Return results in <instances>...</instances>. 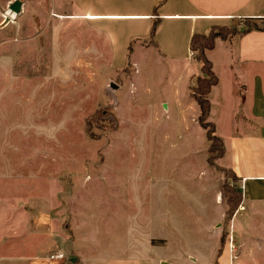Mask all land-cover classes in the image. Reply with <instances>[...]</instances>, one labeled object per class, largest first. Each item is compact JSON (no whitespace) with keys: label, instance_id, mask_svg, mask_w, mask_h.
<instances>
[{"label":"rangeland","instance_id":"obj_1","mask_svg":"<svg viewBox=\"0 0 264 264\" xmlns=\"http://www.w3.org/2000/svg\"><path fill=\"white\" fill-rule=\"evenodd\" d=\"M11 1L0 0V214L51 218L75 236L69 249L92 257L124 253L134 227L138 245H157L153 253L172 264L215 260L222 234L232 264H264V221L238 230L234 215L225 218L227 195L217 194L236 183L209 152L190 96L196 78L187 88L174 73L186 60L134 44L119 67L53 0H22L23 12L3 25ZM217 109L209 121L229 132Z\"/></svg>","mask_w":264,"mask_h":264},{"label":"crops","instance_id":"obj_2","mask_svg":"<svg viewBox=\"0 0 264 264\" xmlns=\"http://www.w3.org/2000/svg\"><path fill=\"white\" fill-rule=\"evenodd\" d=\"M53 4L65 21H83L102 42L100 46L98 42L92 44L93 52L102 54L104 45L109 59L124 61L119 67L128 63L134 44L154 46L168 60H186V68L176 63L173 67L176 77H182L187 88L189 84L194 86L195 78L204 76L201 63L190 49L194 34H208L215 26L234 23L238 29H243L246 21L257 24L264 21V0H53ZM155 21L158 25L152 38ZM237 21L239 24L235 23ZM219 47L222 50L217 60L213 54L219 52ZM206 55L218 77V83L209 93L210 116L220 103L228 114L229 132H219L217 121H211L215 134L224 144L219 165L238 178L242 189L233 228L255 227L256 221H264V29H253L226 39L217 37L215 47L207 50ZM103 58H108L106 53ZM195 62L199 71L194 68ZM217 62L222 66L219 71ZM219 193L221 195L220 189L217 195ZM12 220L11 214H0V264H172L165 255L153 253L157 245L137 244L142 235L138 228L131 227L128 231L131 243L124 253L117 251L118 254L99 258L98 254L89 256L85 247L69 249L68 243L75 240V236H67L57 227L54 229L51 218L50 222L46 218L29 223L26 219ZM259 231L262 234L264 229ZM53 248L64 250L66 259L56 262L44 256L40 258ZM218 250L215 260L201 262L194 258V262L232 264L228 251L223 250L218 255Z\"/></svg>","mask_w":264,"mask_h":264},{"label":"trees","instance_id":"obj_3","mask_svg":"<svg viewBox=\"0 0 264 264\" xmlns=\"http://www.w3.org/2000/svg\"><path fill=\"white\" fill-rule=\"evenodd\" d=\"M157 25L158 21H155L151 29L152 38L155 35ZM253 29H264V21L262 25L257 24L256 22L246 21V27L243 29H238L237 27L227 28L224 26H215L208 34H194L191 38L190 49L194 53L195 59L201 63V70L204 74V76H199L197 78V83L192 89V96L199 104L200 114L198 120L201 126L206 129L207 138L210 142L209 152L210 154L215 153V158H220L224 154V144L222 139L215 134L214 123L209 121L211 111L209 93L212 87L218 83V77L213 72L212 62L207 57L206 52L215 47V40L217 37L226 39L230 36L246 33ZM228 172L231 173L233 181L237 184L238 178L231 171L228 170ZM236 184L228 183L226 181L221 184L220 190L222 197H225L224 194L227 195L228 209L225 217L227 220L232 218L242 201V189ZM224 236L225 234H222L218 255H220L223 250Z\"/></svg>","mask_w":264,"mask_h":264},{"label":"water","instance_id":"obj_4","mask_svg":"<svg viewBox=\"0 0 264 264\" xmlns=\"http://www.w3.org/2000/svg\"><path fill=\"white\" fill-rule=\"evenodd\" d=\"M23 3L24 2L22 0H14L9 3L8 7L19 15L23 12ZM9 22H11V18L5 17L3 25H7Z\"/></svg>","mask_w":264,"mask_h":264},{"label":"built area","instance_id":"obj_5","mask_svg":"<svg viewBox=\"0 0 264 264\" xmlns=\"http://www.w3.org/2000/svg\"><path fill=\"white\" fill-rule=\"evenodd\" d=\"M192 55H194L193 52ZM45 258L51 261H62L66 259V254L62 249H54L48 252Z\"/></svg>","mask_w":264,"mask_h":264},{"label":"bare ground","instance_id":"obj_6","mask_svg":"<svg viewBox=\"0 0 264 264\" xmlns=\"http://www.w3.org/2000/svg\"><path fill=\"white\" fill-rule=\"evenodd\" d=\"M3 16L11 18V23L14 22L15 19L18 17V15L14 11H12L9 7L6 9Z\"/></svg>","mask_w":264,"mask_h":264}]
</instances>
